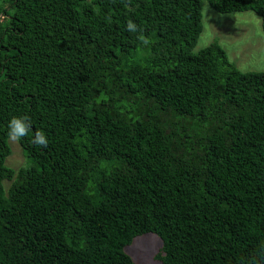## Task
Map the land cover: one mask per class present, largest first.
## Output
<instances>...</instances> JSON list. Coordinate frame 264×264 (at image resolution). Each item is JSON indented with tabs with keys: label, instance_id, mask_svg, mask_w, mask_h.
<instances>
[{
	"label": "trees",
	"instance_id": "trees-1",
	"mask_svg": "<svg viewBox=\"0 0 264 264\" xmlns=\"http://www.w3.org/2000/svg\"><path fill=\"white\" fill-rule=\"evenodd\" d=\"M208 2L264 31V0ZM203 4L0 0V264H135L146 233L165 264H264V72L194 53Z\"/></svg>",
	"mask_w": 264,
	"mask_h": 264
},
{
	"label": "rangeland",
	"instance_id": "rangeland-1",
	"mask_svg": "<svg viewBox=\"0 0 264 264\" xmlns=\"http://www.w3.org/2000/svg\"><path fill=\"white\" fill-rule=\"evenodd\" d=\"M203 1V32L194 49L198 53L214 42L227 52L229 59L243 72H264V31L262 19L253 11L221 13ZM11 155L8 167L19 170L31 165L20 142L9 140ZM28 159V160H27ZM11 182L5 181L6 190ZM163 245L162 238L155 233H146L135 238L125 251L135 264H165L157 258Z\"/></svg>",
	"mask_w": 264,
	"mask_h": 264
},
{
	"label": "clouds",
	"instance_id": "clouds-1",
	"mask_svg": "<svg viewBox=\"0 0 264 264\" xmlns=\"http://www.w3.org/2000/svg\"><path fill=\"white\" fill-rule=\"evenodd\" d=\"M127 30L135 32L137 26L129 22ZM31 130V122L27 116L24 117H13L8 123V138L10 141L17 142L21 138L28 135ZM33 144L45 148L48 146V139L46 133L41 130H37L33 133Z\"/></svg>",
	"mask_w": 264,
	"mask_h": 264
}]
</instances>
